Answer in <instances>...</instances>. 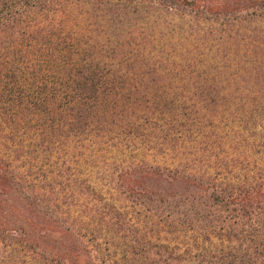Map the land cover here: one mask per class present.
<instances>
[{"label": "trees", "instance_id": "1", "mask_svg": "<svg viewBox=\"0 0 264 264\" xmlns=\"http://www.w3.org/2000/svg\"><path fill=\"white\" fill-rule=\"evenodd\" d=\"M0 264H264V0H0Z\"/></svg>", "mask_w": 264, "mask_h": 264}, {"label": "rangeland", "instance_id": "2", "mask_svg": "<svg viewBox=\"0 0 264 264\" xmlns=\"http://www.w3.org/2000/svg\"><path fill=\"white\" fill-rule=\"evenodd\" d=\"M170 156H172V155H170ZM160 158H162V157H160Z\"/></svg>", "mask_w": 264, "mask_h": 264}]
</instances>
